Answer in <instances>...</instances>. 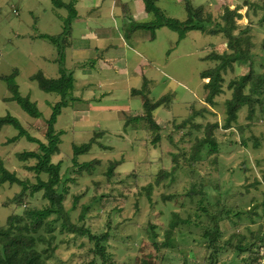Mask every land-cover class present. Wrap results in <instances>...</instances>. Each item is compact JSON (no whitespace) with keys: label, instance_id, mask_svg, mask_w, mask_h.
I'll use <instances>...</instances> for the list:
<instances>
[{"label":"rangeland","instance_id":"1","mask_svg":"<svg viewBox=\"0 0 264 264\" xmlns=\"http://www.w3.org/2000/svg\"><path fill=\"white\" fill-rule=\"evenodd\" d=\"M189 2L195 6L190 0ZM222 2L225 0H218V4ZM244 2L247 6L238 11L241 19L235 20L237 27L234 35L243 38L240 44L242 49L248 47L247 42L250 40L251 51L264 57V0L240 1L238 6H244ZM34 3L37 4L34 0H0V78L10 76L17 70L15 82L19 94L37 104L43 120L36 121L37 119L31 118L10 100L12 94L1 79L0 117L10 114L19 120L32 137L44 139V119H49L51 108L60 101V97L42 92L37 82L32 81L30 77L41 73L48 79H57L58 60L61 56L55 51L58 48L50 45L48 40L35 37L42 31L55 30L46 29L44 22L49 15L43 12V7L35 6ZM235 7L232 6L231 9ZM175 8L169 6L167 12L178 16L179 11ZM224 8L222 5L221 8L213 10L214 13L211 12L215 22L220 21ZM35 17L42 18L41 23H34ZM247 28L249 32L240 35V31ZM140 32L145 33L151 41L148 38L149 31ZM128 39L126 36V40ZM152 41L154 42L150 49L153 54L162 59V64L167 65L162 68L160 61L154 62V68H149L148 71L152 78H131V83H128L126 78H120L113 81L116 82L114 87L108 83L98 86L103 93L113 90L112 94L101 95L109 98L107 102H102V105L118 108L130 106L134 114L142 110V96L131 97L132 91H144L151 102L168 95L165 106H169L173 114L172 117L171 114L165 116L173 120L176 118L173 122L168 119V124L174 128L184 120H192L183 129L188 137L179 131L181 136L178 139L174 132L178 145H168L166 134L170 133L171 126L166 125V128L159 132L160 141L152 145L156 133L150 130L143 120L131 119L129 129L117 131L115 117L112 118L116 111H100L93 113L90 123L85 124L89 120L85 112L73 114L82 106L81 103L75 102L73 106L62 110L54 127L57 132H64L60 137V152L52 158L53 162L62 163L61 175L67 178L64 208L69 213L71 222L79 226L82 223L78 222V218L83 208H88L83 226L95 235L109 233L106 251L113 264H246L247 262L241 263L244 252L239 249L247 243H255L261 234H264V112L256 105L254 117L248 119V110L244 107L238 112L237 121L232 128L224 130V102L231 92L227 90L215 98L214 107L205 102L207 91H204L203 85L208 81L201 80L200 74L212 68L214 63L201 58L215 53L211 50L213 44L217 46L220 54L223 47L218 46L225 43L223 35L208 36L193 31L179 44L176 33L165 28L155 32V39ZM61 47L62 52L63 46ZM62 53V66L67 70L69 69L66 67L71 68L75 78L74 88H78L80 81L84 79L80 77V69L76 66L70 67L64 52ZM119 55L125 54L120 52ZM55 58L56 63H47ZM86 60L85 64L79 67L90 68ZM254 67L258 72H264V63L258 59ZM133 68L134 65H129L125 73L129 74ZM247 72L248 65L243 64L226 73L224 90L233 77ZM160 73H165L166 77H162ZM100 78L101 74L95 78L96 82H104ZM149 82L155 83L149 86ZM76 94L78 95L79 91ZM100 94L93 95L94 98L90 97L92 99L89 101L97 100ZM92 104L97 103L93 101ZM202 110H208V113L193 116L194 112ZM166 111L167 109L159 107L158 115L163 116ZM214 123L218 125L214 130L218 153L210 155L204 148L201 158L190 167L188 158L195 139L203 138L205 126ZM192 124L199 125L200 129H195ZM106 129L109 132H105ZM17 133L10 126H4L0 130V163L9 172H14L21 179H28L31 184H35L33 174L25 172V166H31L35 162H22L17 155L32 151L36 146L25 139L10 143ZM96 134L100 135L97 137ZM92 138L96 140V144L87 154L80 156L78 161L86 163L99 160L100 163L90 174L76 173L71 162L72 146L88 143ZM162 141L167 145L166 148ZM139 142L142 144L139 145ZM173 154L178 156L177 164L172 161ZM158 158L162 162L156 164ZM110 162H118L120 166L114 167L112 176L107 178L106 172ZM161 171L162 179L156 184ZM148 186L152 187L145 189ZM203 186H207L209 198L205 195L189 196L192 192H201ZM20 191L16 185L6 183L0 186V225L5 224L10 214H20L27 208L25 202L23 207H18L14 201ZM31 199L32 207L40 208L46 204L40 193ZM206 200L213 203L208 205ZM201 208H205L207 214L203 213ZM247 211L254 215L248 216ZM215 214H219L216 231L214 223L210 220ZM52 219L53 217L47 221L51 222ZM172 220L177 222V225L171 231ZM56 224V227L49 225L50 231L42 234L51 246L57 247L55 257L49 264L88 263L93 256L92 243L88 242L86 237L60 233L59 225ZM168 231L171 234L167 238ZM211 233H216V240L213 246L207 247L209 240L203 236ZM155 243L158 248H155ZM38 247L43 250L47 244L43 243ZM217 248L218 250H215Z\"/></svg>","mask_w":264,"mask_h":264},{"label":"trees","instance_id":"2","mask_svg":"<svg viewBox=\"0 0 264 264\" xmlns=\"http://www.w3.org/2000/svg\"><path fill=\"white\" fill-rule=\"evenodd\" d=\"M248 1V0H244ZM145 10L148 14L153 16V20L146 24H134V29H140L149 31L151 41L155 39V32L161 28H167L170 31L178 35V41L185 38L188 32L198 31L208 36L223 35L225 38V44L227 50L222 54L212 53L208 55L207 60L214 63L213 67L203 71L200 74V78L208 79V82L203 85L204 91H207L205 102L210 106H215V98L222 95L227 90L230 91V96L225 100V119L223 124L224 130H229L232 125L237 121L238 112L244 107L248 110V119H251L255 115V107L264 112V72H258L254 67L256 59L264 63V57L257 56L251 51V41L247 42V48L242 49L240 46L243 38L234 35L236 30L235 20L241 19V14L238 13L241 7H246L247 4L244 2V6H236L234 9L229 7L224 8L223 15L220 21L215 22L210 13H204L203 7L194 8L190 4L189 0H185V9L187 12V19L185 21H179L177 19L168 18L165 13L156 6L157 0H143ZM56 4V3H55ZM68 10V17L64 21V28L61 36L50 37V36H39V39L48 40L54 46L58 48L59 55V77L57 79H48L41 73L32 76L30 79L36 81L39 89L47 94H55L60 97V101L57 102L51 108V115L49 119L45 120L46 132L44 139L35 138L30 135L29 132L21 125L18 119L11 116L10 114L0 117V130L4 126H10L15 129L18 133L15 137L11 138L10 143H15L20 139H25L29 143H32L36 148L32 151H24L17 155L20 161H34L35 163L31 166H25V172L32 173L35 179V184H31L28 179H21L14 172H9L0 163V186L4 184L16 185L20 188V193L14 197V201L18 204L17 206L23 207L25 202L27 207L23 209L20 214H10L6 219L5 224L0 225V264H49V262L55 257L57 247L51 246L50 242L42 235L48 230L49 225H59V231L67 234H72L75 237H86L87 241L93 245V256L92 259L86 264H113L110 260V255L106 251V243L110 239L108 232L95 235L91 233L87 228L83 226V221L88 208L84 207L78 222L82 225H77L71 222L69 213L64 208V200L67 195V189L65 184L67 182L66 177H62L61 162H53V157L58 155L60 152L59 146L61 144V135L63 132H57L55 130V124L61 114L62 110L73 106L75 102L82 103L79 98L73 96L74 89V77L71 70H67L62 66L61 60L64 61L63 51L61 52V46L63 44L62 37L68 35L70 30V24L73 19L76 18V13L72 6H65ZM240 35H245L249 32V29L240 31ZM147 33V32H146ZM242 39V40H241ZM248 65L247 74L233 77L228 85L227 89L224 90V76L229 71L236 68L237 65ZM17 70H14L10 76H2L0 79L6 83L8 91L12 94L10 100L14 101L21 110L33 119L43 120L42 113L38 110L37 105L29 100V98L22 97L18 92V86L15 82L17 76ZM132 95L142 96L143 116L135 117L133 120H143L149 126V129L156 133V137L152 141V145H156L160 141V130L162 129L153 119L152 111L158 106L162 105L168 98L163 96L154 103H151L144 91H132ZM199 113H208L207 110L201 112H194V115ZM192 116V117H193ZM192 120H184L178 126H175L166 134L167 143L176 147L178 142L175 140L174 132L177 137L181 136L184 131V127L189 124ZM130 121L127 120V123ZM195 129H200L199 125L192 124ZM218 125L207 124L204 128L203 138L195 139L190 152L188 160L191 162L190 167L194 166V163L201 158V153L204 148L210 155L218 153V143L214 137V130L217 129ZM181 131V133L179 132ZM180 133V134H178ZM100 134H96L98 137ZM185 137L187 135L183 134ZM96 144L94 138L90 139L88 143L80 146H72V166L73 171L81 174L82 172L92 173L96 165L100 162L99 160H93L86 163H79L78 158L82 155L87 154L92 147ZM174 164L178 163V156L171 155ZM118 162H110V166L106 172L107 178H110L113 174L114 167L118 166ZM75 169V170H74ZM162 171L159 173V180L156 181L158 184L162 179ZM152 186H148L150 189ZM207 186L201 188V192H192L190 197L205 195L207 198ZM40 193L41 199L46 201L45 206L40 208L31 206V198ZM30 199V200H29ZM208 205H211L213 201L206 200ZM202 202V199H200ZM201 211L207 214L205 208H201ZM220 214V212H217ZM219 214H215L210 217V220L214 223V231L218 230V224L216 223ZM248 216L254 214L247 211ZM53 217L51 222L47 221ZM186 223V222H184ZM177 222L172 220L170 222L171 231L176 228ZM56 227V226H55ZM54 229V228H53ZM171 232H166L167 238ZM258 236V235H257ZM204 238L209 240L207 247L213 246L216 240V233L204 234ZM46 243L47 247L43 250L39 249V245ZM167 245V243H166ZM253 245V246H252ZM155 248H158V244H154ZM264 247V234L256 240L255 243H247L244 247L240 248V252H244V256L241 258L243 262H254L257 258L258 252ZM214 250V247H212ZM215 250H218L215 249ZM211 256V255H210ZM210 258V257H209ZM235 263V262H233ZM141 264H147L142 262ZM237 264V262H236Z\"/></svg>","mask_w":264,"mask_h":264},{"label":"crops","instance_id":"3","mask_svg":"<svg viewBox=\"0 0 264 264\" xmlns=\"http://www.w3.org/2000/svg\"><path fill=\"white\" fill-rule=\"evenodd\" d=\"M34 1H36L38 4L37 5L36 3H34L35 6L43 7V12L49 15V18L44 22L46 29L55 30V31H42L41 33H38L35 36L37 38H39V36H50V37L61 36L64 28V21L67 19L69 15L68 10L66 9L65 6H72V8L76 13V18L73 19L70 24V30L68 35L65 36L64 39H62L63 41L62 46L64 49L66 62L70 64V67L76 66L77 68H79L80 77L84 78L83 80L80 81V86L78 88L76 87L73 89V96L79 98L82 101L81 103L82 106L77 108V110H75L76 112H73V114H81L85 112L86 116H88L89 119L87 120V122H85V124H88L92 119L93 113H97L100 111L101 112L116 111V115H114L112 118L115 117V122H116L115 128H117V131L123 129H129L130 123L132 122L131 119L135 117L143 116L142 115L143 106L141 112L139 111L140 113L132 114V108L130 106L125 108L119 106L118 108L116 106L102 105V102H107L109 98L107 99L105 97H102L101 95L112 94L113 90L108 93H103V91L100 90V87L98 86H102L103 84L108 83L109 85H112L111 87H114L113 84H115L116 82L113 81L120 78H126L128 83H131L130 80L131 78L134 79L145 78V77L152 78L151 76L148 75V71L149 68L152 69L154 68L153 67L154 62L158 63V61H160L162 68L167 65V63L162 64L163 62L162 59L160 60L156 58L152 50L150 49L151 44L155 40L154 41L148 40L145 33H142L140 32L141 31L140 29H134L133 27L134 24H146L153 20V16L146 12L143 0H34ZM190 1L193 2L195 5L192 7L194 8L203 7L205 12L211 13L216 8H221L222 5H224L225 7H229L231 9L232 6L235 7L240 4V1L242 2L244 0H225V2H222L221 4H218V0H190ZM249 1L252 2L253 0H249ZM183 2H185V0H157L156 6L159 9H161L168 18L177 19L179 21H185L187 19V12L185 9V3ZM169 6H175L176 7L175 9L179 11V15L177 16L168 13L167 8ZM212 16L214 17L213 14ZM41 19L42 18L35 17L34 23L36 22L41 23ZM162 29L165 28L158 29L156 33L160 32ZM192 32H188L185 38L181 41H178V35L176 34L178 43L179 42L183 43ZM126 36H128L129 39L130 38L131 39L126 40ZM50 45L54 47L52 43H50ZM218 47H223V49H221L220 51V54H222L227 50L225 43L222 44V46H218ZM212 49L215 53L219 54V52L217 51L218 48L215 44L212 45L211 50ZM55 51L57 52L56 49ZM120 52H122L125 55H119ZM90 58H92V60ZM132 58L133 61H131ZM86 59L88 60V64L90 65V68H86V66L82 68L79 67V65L85 64ZM201 59L207 60L205 57H202ZM56 61L57 59L55 58L53 60H49L47 63L48 64L56 63ZM129 65H134V68L132 69V72H129V74H127L125 73V71L129 69ZM66 68H68L69 70L71 69L69 67ZM73 70L76 71V68L73 67ZM57 72L58 75L56 78L59 77V71ZM100 74H101L100 79H103L104 82L102 81L96 82L95 78H98ZM160 75H162V77H166L165 73L164 74L160 73ZM205 80L208 81L207 78H205ZM154 83L155 82H149L148 85L151 86ZM132 84H136V83H132ZM77 91H79L80 95L76 94ZM99 93H101L99 98L97 100H93L97 104L93 105L92 104L93 101L90 102L89 99L94 98L93 95L95 96L96 94ZM165 96H167L168 98V95ZM131 97H133V95ZM166 102L167 100L162 105L158 106L152 111L153 119L162 129L166 128V125H170L168 124L169 121L173 122L176 119L175 118L173 120L168 116H165L171 114L172 117L173 114L171 112L170 107L165 106ZM159 107L167 109L166 111L167 113L163 115L164 120H163V116L158 115ZM168 119L170 120L168 121ZM127 120H129L130 122L127 123ZM108 121L111 122L110 119H108ZM75 124H76V120H75ZM170 126H171L170 127V131H171L172 125ZM105 132H109V130L106 129ZM141 144L142 142H139V145ZM162 144L165 145V148L167 147V145L163 143V141ZM162 144H161V148H163ZM161 156L162 154L159 155V158H161ZM159 158L156 160V164L162 162L161 160H159ZM118 166H120V164ZM134 166L138 167L137 165ZM134 166H131V168H133Z\"/></svg>","mask_w":264,"mask_h":264},{"label":"built area","instance_id":"4","mask_svg":"<svg viewBox=\"0 0 264 264\" xmlns=\"http://www.w3.org/2000/svg\"><path fill=\"white\" fill-rule=\"evenodd\" d=\"M246 264H264V247L259 250L257 258L254 262L252 261Z\"/></svg>","mask_w":264,"mask_h":264}]
</instances>
